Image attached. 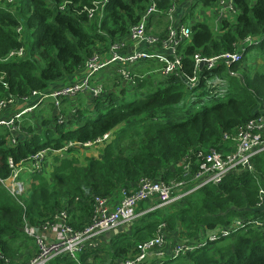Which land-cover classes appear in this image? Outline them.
<instances>
[{
  "label": "trees",
  "instance_id": "trees-1",
  "mask_svg": "<svg viewBox=\"0 0 264 264\" xmlns=\"http://www.w3.org/2000/svg\"><path fill=\"white\" fill-rule=\"evenodd\" d=\"M94 1L20 0L19 6L11 11L0 6V58L12 51L26 50L24 60L0 63V77L4 75V80H0V102L13 98L18 104L34 92L44 93L55 83L70 80L100 51L98 47L125 42L130 27L140 22L152 0H106L93 20L85 13L77 15L75 11L59 9L64 2H70L73 9L91 8ZM217 1L195 0L190 9L202 4L208 14ZM154 2L160 12L151 25L157 28L154 27V34L160 32L164 36L169 24L165 12L175 4L183 8L184 2ZM235 4L236 22L224 21L218 32L212 23L203 22L192 13L183 16L182 22H191L192 27L191 40L178 48L187 75H194L197 56L212 59L235 52L249 36L259 40L247 57L255 56L257 60L264 55V0H235ZM19 27L23 29V40ZM256 49L260 52H254ZM245 59L232 67L240 77L228 76L224 66L210 72L205 69L204 74L209 76H227L228 94L215 98L212 106H203L195 113L193 107L183 110L188 93L183 79L165 78L160 72L162 67L152 64V69L158 68L155 74H160L161 80L157 84L153 76L146 81L137 78L136 89L145 93L139 99L126 100L127 91L107 90L108 94L92 106L88 102L78 104L75 114L64 107L66 122L62 124L58 123L54 105H50L26 115L20 133L0 127L1 180L12 176L10 159L19 164L41 151H49L45 169L29 176L31 181L22 197L23 205L0 184V264H6L7 260L17 264L21 248L34 243L25 233V225L37 228L59 210L68 209L69 224L76 230L83 229L90 222L94 197L113 200L123 190H134L142 178L166 183L184 180L185 171L178 163L190 151L210 148L225 151L229 143L222 141L224 133L234 134L238 127L264 116V62L259 71L250 73L245 70L248 63ZM161 83L165 84L162 88ZM182 113L189 114L184 121L179 119ZM13 134L18 139L17 146L10 145ZM106 134L114 138L105 143L99 157L82 156L81 145L96 142ZM68 143L76 145L65 150ZM51 159V177H47L44 173ZM253 163L252 173L229 175L219 186L204 187L182 201L138 219L107 253L111 264L135 256L138 245L153 239L162 224L169 235L191 241L205 229L227 226L235 218L264 220V214L258 211L259 189L264 188V154ZM79 211L85 215L78 216ZM74 220L85 223L79 227ZM107 263L108 260L100 264ZM50 264L78 262L64 256ZM165 264H264V233L251 225L176 259L168 258Z\"/></svg>",
  "mask_w": 264,
  "mask_h": 264
},
{
  "label": "built area",
  "instance_id": "built-area-1",
  "mask_svg": "<svg viewBox=\"0 0 264 264\" xmlns=\"http://www.w3.org/2000/svg\"><path fill=\"white\" fill-rule=\"evenodd\" d=\"M184 2L182 8L183 16L188 9L187 15L192 13L191 4L195 0H178ZM253 2L257 0H252ZM7 8L14 9L19 6L20 0H0ZM106 0H95L93 7H84L82 10L71 7L70 2L60 5L61 11H75V14H87L90 20L95 18L96 13L104 8ZM187 4V6H186ZM180 5H172L167 13L168 29L164 36H158L151 32V21L160 11L154 0L151 1L147 11L142 16L140 22L130 27L129 40L112 43L109 47V57L104 58L99 53L86 61L80 69H86L85 77L80 81L70 82L63 87H53L44 92H34L31 97L22 98L20 103L12 98L0 102V127H6L14 134L21 132V123L26 115L40 110L42 107L48 108L54 105L58 123L66 122L63 113L66 100L76 99L78 96L86 95L88 101H95L104 98L108 91L102 84L101 74L110 67L117 68L118 76L125 81L138 86L137 78H141L137 73H133L131 68L137 65H149L150 62H157L161 65V75L165 78L180 76L185 78L190 86H187L188 93H206L208 97L215 101V98H224L228 94V80L226 75L209 76L205 69L210 72L224 66L228 76H237L232 67L244 61L249 48L258 40L249 36L240 42L237 51L223 53L212 59L197 56L195 59L196 68L193 76H189L183 69V57L179 54L178 48L190 41L192 38L191 22L183 23L180 15ZM212 16L216 18L215 32L219 31L224 21L236 22L238 18V8L235 0H218ZM196 17V16H195ZM198 18V16H197ZM183 19V18H182ZM214 24L213 21H211ZM18 33L22 35L23 29L18 28ZM23 40V35L21 36ZM26 57V50L12 51L8 56L0 58V63L9 61H21ZM208 62V66L201 70V64ZM141 72V71H139ZM115 77V76H114ZM115 79V78H114ZM113 79V80H114ZM4 80V75L0 77ZM7 86V84H5ZM92 103V102H90ZM194 100L185 98L183 106L193 107ZM203 106H205L203 104ZM78 108L75 106L71 112L75 114ZM13 134L10 139L11 146H17L18 139ZM111 134H106L93 143H85L78 146H91V144L106 143ZM223 142L230 144L228 151L218 152L214 148L209 150L196 149L190 151L179 163L178 167L183 168L184 180H174L166 183L161 179L142 178L136 188L132 191L123 190L118 203L107 197L96 196L91 202L92 216L88 225L83 229L76 230L69 224V210H59L56 214L46 219L39 227L30 225L24 226L25 233L33 238L38 247V253L29 262L24 264H50L55 259L67 256L77 261L79 254L86 250H95L98 240L114 230H122L130 227L141 217L155 210L171 206L182 201L188 195L210 185L219 186L229 175H241L244 172L255 171L254 159L264 154V116L253 119L242 127H238L234 134L224 133ZM76 144L68 143L64 148L69 149ZM59 153V152H55ZM49 151H41L27 160L15 164L13 159L9 160L10 168L13 170L9 179L1 180L0 184L6 189L8 194L23 205L22 197L26 194V183L21 180L23 175H34L41 173L45 168ZM192 169L195 172H192ZM192 178V179H191ZM191 179V180H190ZM264 207V188L259 189L258 208ZM254 225L264 233V220H250L247 218H235L227 226H218L214 229H205L204 233L191 241L181 239L174 248L172 259H176L185 253L207 246L222 238L230 236L232 233L247 229ZM170 235L166 232V225L162 224L158 234L151 240L140 243L137 247V254L127 259L118 260L114 264H160L158 260L166 259L164 248L170 243ZM10 261H6V264ZM23 264V263H20Z\"/></svg>",
  "mask_w": 264,
  "mask_h": 264
},
{
  "label": "crops",
  "instance_id": "crops-1",
  "mask_svg": "<svg viewBox=\"0 0 264 264\" xmlns=\"http://www.w3.org/2000/svg\"><path fill=\"white\" fill-rule=\"evenodd\" d=\"M198 8H200V7H198ZM198 8L197 9H193L192 10V14H191V16L193 15V14H195V11H197L198 10ZM213 11V10H212ZM212 11L210 12V13H208L206 16H203V17H201L200 16V19L203 21V22H207V23H210L211 21H212V18H211V16H212ZM187 13H188V9H187V11L184 13V16H187ZM180 15L182 16L181 17V20H182V18H183V11H182V8L180 9ZM167 21V23H168V20H166ZM150 27H152V25L150 24ZM154 33V32H153ZM160 32L159 33H156L155 35H158V36H160ZM259 40V39H258ZM257 40V41H258ZM128 43H129V45L131 46V45H133V43L129 40V38L126 40ZM252 47V46H251ZM250 47V48H251ZM99 48V54L102 56V57H104V58H107V57H109V47L108 48H106L105 46H103V47H98ZM250 48H249V50H250ZM152 64H157V65H160V64H158L157 62H150L149 63V67H148V69H152L151 68V65ZM161 66V65H160ZM117 68H114V69H107L106 70V72H107V74L105 75V77H102V84L104 85V84H106L109 88H108V90H110V91H113V92H122V91H127L128 90V86H131V84L130 83H128L127 81H125L122 77H120V76H118V72H117ZM112 71H115L116 72V74H114L111 78L109 77L110 76V72H112ZM133 73H135V72H137V70H135L134 68H133V71H132ZM86 73H87V70L86 69H82V70H79L76 74H75V76L74 77H72L70 80H68V81H64V82H58L57 84H55V86H54V88L55 87H57V88H59V87H63L64 85H66V84H68V83H70V82H73V81H80V80H82L84 77H85V75H86ZM115 76V77H114ZM115 78V79H114ZM114 79V80H113ZM120 84H122L120 87H119V85ZM112 85V86H111ZM105 86V85H104ZM121 88V89H120ZM82 97H80V96H78L76 99H73V100H66L65 101V103H64V105H65V109H67L68 111H71L75 106L76 107H78V104H82V103H85V102H88L89 103V105H91L92 106V104L93 103H95L96 102V100H99V99H101V98H98V99H95V101H87V97L88 96H86V95H81ZM90 102H92V103H90ZM229 146H230V144H228V146H227V148H225L224 150L225 151H228V148H229ZM103 149V148H102ZM92 155L93 156H95V157H99L100 156V154L99 155H97V153H93L92 152ZM192 172L194 173L195 172V170L194 169H192ZM29 176H27V177H25V175H23L22 177H21V180H23L24 182L25 181H27V182H29ZM26 183V182H25ZM120 197H121V195H120ZM120 197H118V198H115L114 200H116V201H114V203L116 204V203H118L119 202V198ZM259 212H261L262 214H264L263 212H264V207H262V208H259V210H258ZM79 213V214H78ZM77 213V215L78 216H81V215H85V212L84 211H79ZM76 215V216H77ZM74 223H75V225L76 226H79L80 227V225L82 226V225H84V221L82 222V221H75L74 220ZM123 229H125V228H123ZM129 231V228H126L125 230H114V231H112L110 234H106L104 237H102L100 240H98V243H97V247H96V249L95 250H86L85 252H83L82 254H79L78 255V257H77V261L76 262H78V264H88V263H90L91 261H93V264L94 263H96V264H100L101 262H105L106 260H108V263L107 264H109V262H111V260H110V258H109V256L107 255V253L112 249V247H113V244L114 243H116L117 241H119L120 239H119V237L120 236H122L123 234H124V232H128ZM179 241H180V239L178 238V237H174V239L173 240H171V242L169 243V244H167L166 246H165V248H164V252H165V254L167 255V257H166V259H162V260H158V262L160 263V264H165V262L167 261V259L168 258H170V259H172V257H173V254H174V248H175V246L179 243ZM38 248V247H37ZM38 252H36V253H33L32 255H30V258L27 260V261H23L24 259V257L23 256H21V254L20 255H18V257H17V259L15 260V262L18 264V263H27V262H29V260L33 257V256H35L36 254H37ZM26 257H27V255H25ZM85 256H87V259L85 258ZM25 257V258H26ZM86 259L85 261H83V259Z\"/></svg>",
  "mask_w": 264,
  "mask_h": 264
},
{
  "label": "rangeland",
  "instance_id": "rangeland-1",
  "mask_svg": "<svg viewBox=\"0 0 264 264\" xmlns=\"http://www.w3.org/2000/svg\"><path fill=\"white\" fill-rule=\"evenodd\" d=\"M7 10H13L12 8H7L4 4H2ZM2 5H0V6H2ZM200 6V8H198V10L197 11H195V14H194V16H198V19L199 20H201L200 19V16L201 17H203V16H206L207 15V11L203 8V5L202 4H200L199 5ZM211 18H212V21L214 22V24L212 25L214 28H215V21H216V18L215 17H213V16H211ZM210 23H212V22H210ZM168 24V23H167ZM169 25V24H168ZM154 27L156 28V26H155V24L151 27L152 28V30H151V32L153 33V32H155L154 31ZM157 29V28H156ZM168 29V28H167ZM166 32H167V30H166ZM165 34V33H164ZM29 36V35H28ZM31 36V35H30ZM29 36V38L31 39V37ZM256 39H259L258 37H256ZM257 42V40L256 41H254V43H256ZM33 43V39H31V44ZM254 52H260V50L259 49H256ZM98 53H100V52H98ZM249 53L250 52H248L247 54H246V56H245V58L249 55ZM246 60H248V63H247V65H246V68H245V70L247 71V72H250V73H252V72H256V71H259V67L261 66V64H262V62H264V55L260 58V59H255V56H249V57H247L246 59H245V61ZM148 67H149V65H145V64H141V65H137V66H135V67H132L131 68V70L133 71V68L135 69V70H137V72H135V73H137V74H139L140 76H142L141 77V81H146V79H148V78H150V76H153V79H154V81L158 84L159 82H160V80H161V76H160V74H155L156 73V70L158 69L157 67H155L154 69H148ZM109 69H114V67H110ZM139 71H141V72H139ZM151 71H153L154 73H152L153 75H150V72ZM107 74V72L105 71V72H103L102 74H101V76L102 77H105V75ZM114 74H116V72L115 71H112V72H110V78L114 75ZM238 77H240V74H236ZM58 83V82H57ZM57 83H55V84H57ZM55 84L54 85H52V86H55ZM105 86H104V88L106 89V90H108V86L106 85V84H104ZM112 86V85H111ZM121 86V84L119 85V87ZM159 86L162 88V87H164L165 86V84L164 83H161V84H159ZM138 86H133L132 84H131V86H128V90H127V93L125 94V96H126V100H134V99H139L140 97H141V94H145L144 92H141V94H140V89H136ZM156 88H157V86H156ZM121 89V88H120ZM190 98V101H193L194 100V106H193V109H192V112L193 113H195L196 111H198V110H200L202 107H203V104L205 105V106H212L213 104H214V101H211V100H209L208 99V97H202V99L204 100V102H202V101H200V95H199V93L197 92V93H194V94H186V96H185V98ZM46 107H42L40 110H44ZM187 108H188V106H185V108L183 109V110H187ZM189 114H187V113H182L180 116H179V119L181 120V121H184V119L188 116ZM112 138H114V137H112ZM110 141V140H109ZM105 145V143H99V144H91V146H84V149H83V154H82V156L84 157V156H86V155H89V154H91L92 155V152L93 153H97V155H99L100 154V152H101V149L103 148V146ZM61 154H63V153H61ZM52 166H53V159H51V160H49L48 161V167H47V170L45 171V173H44V175L45 176H47V177H51V175H50V172H51V169H52ZM25 177H27V175H25ZM31 181V180H30ZM30 181L29 182H27V181H25L26 182V191L28 190V184H30ZM170 236H172V237H170L172 240L174 239V237L175 236H173V234H171ZM31 238V237H30ZM36 252H38V248H37V246H36V242H35V240H34V243L32 244V245H30V246H23L22 248H21V250L19 251V253H21V256H23L24 258V260L23 261H27L29 258H30V255H32L33 253H36ZM25 255H27V257L25 256ZM26 257V258H25ZM88 264H93V261H91L90 263H88Z\"/></svg>",
  "mask_w": 264,
  "mask_h": 264
},
{
  "label": "water",
  "instance_id": "water-1",
  "mask_svg": "<svg viewBox=\"0 0 264 264\" xmlns=\"http://www.w3.org/2000/svg\"><path fill=\"white\" fill-rule=\"evenodd\" d=\"M206 66H208V62L205 61L201 64V70L204 69ZM183 81L187 86H190V83L185 78H183ZM109 264H111V262H109Z\"/></svg>",
  "mask_w": 264,
  "mask_h": 264
}]
</instances>
